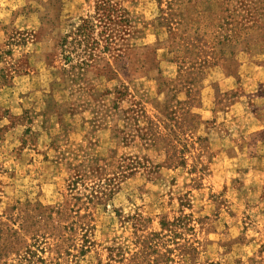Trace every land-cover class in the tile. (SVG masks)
Listing matches in <instances>:
<instances>
[{
    "label": "rangeland",
    "instance_id": "1",
    "mask_svg": "<svg viewBox=\"0 0 264 264\" xmlns=\"http://www.w3.org/2000/svg\"><path fill=\"white\" fill-rule=\"evenodd\" d=\"M0 264H264V0H0Z\"/></svg>",
    "mask_w": 264,
    "mask_h": 264
},
{
    "label": "trees",
    "instance_id": "2",
    "mask_svg": "<svg viewBox=\"0 0 264 264\" xmlns=\"http://www.w3.org/2000/svg\"><path fill=\"white\" fill-rule=\"evenodd\" d=\"M103 4L97 6V13L96 16H103ZM99 21H102V17H98ZM94 30V25L91 21V19H84L82 22H80L76 28H75V34L79 35V38H82V41L85 40L86 38H89V34L88 32H91ZM81 41V39L76 40L75 42H79ZM69 41L67 40V38L65 37L64 39H62L61 44L62 47H65L66 45H68ZM68 61H70V56L67 55L66 58ZM79 64H84L85 62L83 60H81L80 62H78Z\"/></svg>",
    "mask_w": 264,
    "mask_h": 264
}]
</instances>
